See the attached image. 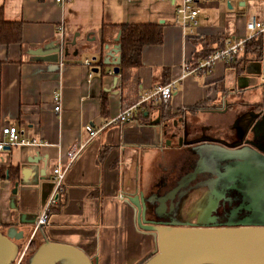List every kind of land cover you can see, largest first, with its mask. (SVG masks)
<instances>
[{"label":"crops","instance_id":"obj_1","mask_svg":"<svg viewBox=\"0 0 264 264\" xmlns=\"http://www.w3.org/2000/svg\"><path fill=\"white\" fill-rule=\"evenodd\" d=\"M179 1L0 0L4 17L21 22V40L0 43V128L16 125L44 142L0 151L1 228L14 222L17 230L31 236L26 222L37 217L51 190L49 185H21L16 208L12 207L14 181L21 178L22 168L32 166L26 158L38 151L45 154V174L50 177L52 167L79 144L83 147L68 166L64 192L42 229L47 238L74 244L97 257L98 264H138L155 246L153 236L137 227L127 194L142 193L150 219L175 205L181 213L199 205L208 189L207 176L221 175L219 159L235 156L236 149L205 139L200 134L210 130L204 128L188 133L181 142L171 129L163 132L155 121L159 109L152 99L140 102L129 120L112 118L173 78L179 79L166 102L173 112L204 98L233 103L234 110L260 101L262 95L255 100L246 95L258 93L264 81V33L263 59L246 60L241 74L225 61H218L210 73L180 74L182 62L204 45L212 48L227 37H244L250 14L264 22V0H195L198 22L187 27L175 20ZM123 22L161 23L163 40L144 45L141 64L118 73L113 82L112 65L103 60L105 44L117 42L118 24ZM56 42L68 49L57 61L38 59L31 52ZM57 91L60 108L55 110ZM229 94L231 99L225 100ZM208 112L185 111V118L198 123L225 119ZM87 123L102 127L89 138ZM197 135L200 140L190 139ZM183 190L187 192L181 194ZM37 239L42 240L39 232L32 249Z\"/></svg>","mask_w":264,"mask_h":264},{"label":"water","instance_id":"obj_2","mask_svg":"<svg viewBox=\"0 0 264 264\" xmlns=\"http://www.w3.org/2000/svg\"><path fill=\"white\" fill-rule=\"evenodd\" d=\"M120 33L119 29L114 38L117 41L115 44L110 47L105 44L107 56L103 60L112 65L113 82H116L121 59L118 42ZM31 52L38 59L57 61L61 54L68 53V49L66 45L56 42L35 48ZM92 70L97 71L98 68L93 67ZM157 120L158 118L155 119L156 122ZM205 139L226 144L219 139ZM178 140L181 142L183 139L179 136ZM35 155L37 156L26 158L32 166L22 168L21 178L14 181L11 190L13 208H16V196L22 186L24 188L27 184H37L39 188L52 186V181L48 180L50 177L45 174L46 155L40 154L39 151ZM32 174L33 176L29 178ZM126 199L133 206L137 227L149 232L155 242L153 250L138 264H264V223L189 225L156 221L145 216L146 207L141 192L129 193ZM35 221L34 216L26 222L30 227L29 237L23 230H17L14 222H7L4 228L0 227V264H12L22 247L29 245L32 237L38 232L42 240L25 256L23 264H98L97 257L92 258L80 247L47 238L42 225L36 226Z\"/></svg>","mask_w":264,"mask_h":264},{"label":"flooded vegetation","instance_id":"obj_3","mask_svg":"<svg viewBox=\"0 0 264 264\" xmlns=\"http://www.w3.org/2000/svg\"><path fill=\"white\" fill-rule=\"evenodd\" d=\"M233 105L222 102L216 107L202 109L225 116L217 123L187 120L185 111L194 112L186 107L174 112L169 108L166 113L159 110L156 119L163 132L171 129L172 135L181 136L186 141L188 133L204 128L210 133L200 135L222 140L227 147L235 148L236 153L219 159L222 174L207 176L208 189L199 205L191 206L185 213L175 205L153 220L189 225L264 223V100L248 103L245 109L239 110H234ZM200 135L190 139H197ZM186 192L183 190L181 194ZM31 240L29 249L34 237Z\"/></svg>","mask_w":264,"mask_h":264},{"label":"built area","instance_id":"obj_4","mask_svg":"<svg viewBox=\"0 0 264 264\" xmlns=\"http://www.w3.org/2000/svg\"><path fill=\"white\" fill-rule=\"evenodd\" d=\"M60 2L69 0H56ZM199 9L195 5V0H180L175 4V20L183 27L196 25L198 22ZM247 34L244 37H227L223 41V45L215 48L211 54L205 58H201L195 65H191L190 60H184L181 66L180 76H184L189 73L196 72H207V68H213L218 61H228L234 58V56L241 50L245 40L256 32H264V22L257 18L255 14H250L245 22ZM86 64H89L88 59L85 60ZM179 79V78H178ZM178 79H171L164 84H158L154 86L150 92H147L141 99L135 101L133 104L124 107L119 110L118 113L112 118V120L123 119L129 120L132 118V111L137 105L144 100H155L168 102L175 89V83ZM53 98L55 101L54 109L60 108V93L54 92ZM100 127H94L92 124H85V128L88 131L89 138L96 135L100 130ZM44 142L39 138L30 137L25 135L16 125H4L0 128V151L6 146H39L43 145ZM83 144H79L69 149L66 153V160H59L51 169V190L41 206L35 221V225H44L49 219V215L53 208L59 203L60 197L64 192V179L70 162L77 156L79 151L82 149ZM29 245L26 244L12 264H23L25 256L28 254Z\"/></svg>","mask_w":264,"mask_h":264},{"label":"trees","instance_id":"obj_5","mask_svg":"<svg viewBox=\"0 0 264 264\" xmlns=\"http://www.w3.org/2000/svg\"><path fill=\"white\" fill-rule=\"evenodd\" d=\"M119 29L121 30L118 42L120 44V63L119 74L123 75V72L129 67L139 66L141 64V51L144 45L147 44H159L163 40V31L161 23H119ZM263 33L256 32L251 37L247 38L243 43L241 50L234 56L233 59L225 61L227 66H232L235 72L241 74L244 69L246 60L263 59ZM21 40V22L19 20H9L3 15L2 6H0V43L18 42ZM104 40V39H103ZM223 42L212 47L198 49L195 51L193 57L190 60L191 65H195L201 58L207 57L212 51L222 46ZM212 68H207V72L210 73ZM167 81L161 83L164 84ZM221 83L217 82V86ZM261 88V100H264V81L260 84ZM226 90L225 88H222ZM154 102V100H153ZM156 107L163 113L169 109L168 104L163 101H157ZM153 105V104H152ZM217 104L212 102L209 98L201 99L200 101L186 106L187 109L197 112L206 108L216 107ZM11 168H9L10 170ZM17 172V169H15ZM9 177L14 178L15 174L10 173Z\"/></svg>","mask_w":264,"mask_h":264},{"label":"rangeland","instance_id":"obj_6","mask_svg":"<svg viewBox=\"0 0 264 264\" xmlns=\"http://www.w3.org/2000/svg\"><path fill=\"white\" fill-rule=\"evenodd\" d=\"M229 95L225 96V100H230L231 99V95L230 96ZM235 97L237 98V97H241V96L240 95H236ZM260 98H261L260 90L258 91V93L257 92L256 93L255 92H251V93H247V95H246V99H248V100H255V99H260ZM39 241L40 240L37 239L35 241L33 247H35L39 243ZM30 250H32V248L29 249L28 253L30 252Z\"/></svg>","mask_w":264,"mask_h":264}]
</instances>
